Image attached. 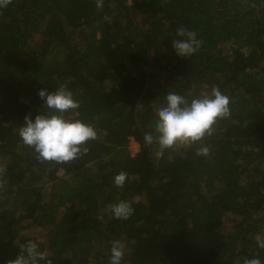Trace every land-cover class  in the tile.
Instances as JSON below:
<instances>
[{"label":"trees","instance_id":"obj_1","mask_svg":"<svg viewBox=\"0 0 264 264\" xmlns=\"http://www.w3.org/2000/svg\"><path fill=\"white\" fill-rule=\"evenodd\" d=\"M183 26L200 49H172ZM67 83L97 139L69 163L41 162L19 135ZM230 98L203 143L146 145L168 92ZM138 143L132 152L129 140ZM0 264L29 240L52 264H243L264 247V0H10L0 7ZM124 172L123 187L114 176ZM133 202L116 219L111 206ZM40 264H43L41 261Z\"/></svg>","mask_w":264,"mask_h":264},{"label":"clouds","instance_id":"obj_2","mask_svg":"<svg viewBox=\"0 0 264 264\" xmlns=\"http://www.w3.org/2000/svg\"><path fill=\"white\" fill-rule=\"evenodd\" d=\"M10 0H0V7L6 6ZM97 9H102L103 0H96ZM177 39L172 41V49L178 56L188 58L201 47V41L193 31L183 26L176 31ZM37 95L43 100L44 108L51 110L31 118L25 115L19 135L23 143L32 147L41 162L69 163L88 152L85 146L89 140L97 139L95 128L79 119L66 118L64 113L79 108V102L74 100L73 93L67 83H59L55 91L46 88L39 89ZM230 98L223 94L217 86H212L211 92L191 101L175 92H168L165 105L155 109L157 117L154 124V134L145 133L146 145L156 144V156H161L165 149L179 146L191 147L199 144L196 154L208 156L210 149L203 143L206 136L214 132V125L219 119L230 116ZM4 169L0 168V188L4 187ZM127 174L121 172L114 176V183L123 187ZM133 202L121 201L111 206L114 218L127 220L133 215ZM256 240L264 247V240L259 235ZM125 245L119 241L111 242L110 264H120L124 256ZM52 264L50 257L40 251L38 244L31 240L20 249L15 259L9 264ZM243 264H261L258 258L245 259Z\"/></svg>","mask_w":264,"mask_h":264},{"label":"rangeland","instance_id":"obj_3","mask_svg":"<svg viewBox=\"0 0 264 264\" xmlns=\"http://www.w3.org/2000/svg\"><path fill=\"white\" fill-rule=\"evenodd\" d=\"M128 147L132 152H135L138 149V143L134 142V140H129ZM259 233L262 237H264V225H260Z\"/></svg>","mask_w":264,"mask_h":264}]
</instances>
